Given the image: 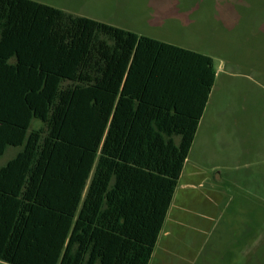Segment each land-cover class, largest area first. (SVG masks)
Masks as SVG:
<instances>
[{"label":"trees","instance_id":"1","mask_svg":"<svg viewBox=\"0 0 264 264\" xmlns=\"http://www.w3.org/2000/svg\"><path fill=\"white\" fill-rule=\"evenodd\" d=\"M212 57L0 0V264H148ZM33 124V127H32Z\"/></svg>","mask_w":264,"mask_h":264},{"label":"rangeland","instance_id":"2","mask_svg":"<svg viewBox=\"0 0 264 264\" xmlns=\"http://www.w3.org/2000/svg\"><path fill=\"white\" fill-rule=\"evenodd\" d=\"M37 1L212 57L209 101L150 264H264V0Z\"/></svg>","mask_w":264,"mask_h":264},{"label":"crops","instance_id":"3","mask_svg":"<svg viewBox=\"0 0 264 264\" xmlns=\"http://www.w3.org/2000/svg\"><path fill=\"white\" fill-rule=\"evenodd\" d=\"M160 41H161V40H160ZM187 49H188V48H187ZM212 87H213V86H212ZM210 93H211V92H210ZM209 96H210V94H209ZM208 101H209V98H208ZM208 101H207V103H208ZM206 106H207V104H206ZM206 106H205V108H206ZM205 108H204V110H205ZM203 113H204V111H203ZM202 117H203V114H202V116H201V118H200V120H199V123H198V126H197V130H196V133H195V136H194L193 142H192V144H191V147H190V150H189L188 156H189L190 151H191V149H192V147H193L194 140H195L196 134H197V132H198V128H199V125H200V123H201V119H202ZM32 127H33V124H32ZM7 149H8V148H7ZM7 149H6V150H7ZM17 150H18V148H17ZM17 150L14 151V153L12 154V156L17 152ZM5 152H6V151H5ZM5 152H4V153H5ZM2 156H3V155H2ZM12 156H10V158H11ZM188 156H187V158H186V160H185V162H184V164H183V168H184V166H185L186 163H187ZM4 164H5V163H4ZM2 165H3V164H2ZM2 165H0V166H2ZM183 168H182V171H183ZM182 171H181L180 177H181V175H182ZM180 177H179V178H180ZM178 181H179V179H178ZM177 185H178V182H177ZM177 185H176V187H177ZM176 187H175V190H176ZM175 190H174V193H175ZM174 193H173V196H174ZM173 196H172V200H173ZM172 200H171V202H172ZM170 205H171V203H170ZM170 205H169V208H170ZM169 208H168V210H167V213H168V211H169ZM167 213H166L165 219H164V221H163V224H162L161 230H160V232H159V234H158V236H157V240H156L155 246H154V248H153V252H152V254H151V256H150V259H149V261H148V264H150L151 259H152V256H154V251H155L156 246H157V245H159V247L161 246V238H160V236H161V232H162V230H163L164 222H165V220H166V218H167ZM166 234H167V231H163V234H162V235H166Z\"/></svg>","mask_w":264,"mask_h":264}]
</instances>
